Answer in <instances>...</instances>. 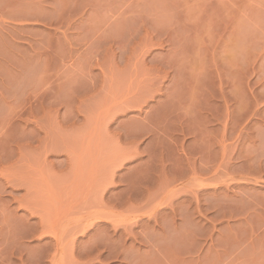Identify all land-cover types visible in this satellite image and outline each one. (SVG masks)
Segmentation results:
<instances>
[{
    "label": "crops",
    "instance_id": "obj_1",
    "mask_svg": "<svg viewBox=\"0 0 264 264\" xmlns=\"http://www.w3.org/2000/svg\"><path fill=\"white\" fill-rule=\"evenodd\" d=\"M233 1L0 0L4 194L55 264H264V159L213 158L216 118L264 131V54L231 79Z\"/></svg>",
    "mask_w": 264,
    "mask_h": 264
},
{
    "label": "rangeland",
    "instance_id": "obj_2",
    "mask_svg": "<svg viewBox=\"0 0 264 264\" xmlns=\"http://www.w3.org/2000/svg\"><path fill=\"white\" fill-rule=\"evenodd\" d=\"M232 0V7H234ZM247 13L232 11L231 13V79L238 81L239 60L246 63L242 69L243 77L250 79L253 74V60L256 55L264 54V0H246ZM22 86V84H20ZM238 98L232 94L231 108H237ZM244 105L252 108V102L247 100ZM220 119L216 118L214 134L213 158L216 171L220 170V162L224 155L230 154L232 171H239L240 163H244L242 171L246 170V163L254 161L256 157L264 159V131L244 130L254 127L255 118H239L237 114L231 116V130L218 129ZM10 150L11 162L0 163V264H55L59 246L43 242L42 236L22 235V228L16 227V217L13 196L5 195L10 190L14 176V149ZM251 166V165H250ZM256 182L264 183L263 180ZM7 209V210H6ZM22 222V221H20ZM19 222V223H20Z\"/></svg>",
    "mask_w": 264,
    "mask_h": 264
}]
</instances>
